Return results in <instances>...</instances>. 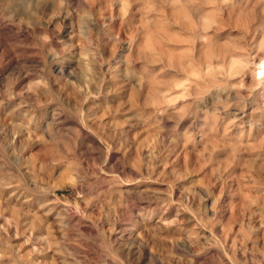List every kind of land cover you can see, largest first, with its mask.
<instances>
[{
	"label": "rangeland",
	"instance_id": "rangeland-1",
	"mask_svg": "<svg viewBox=\"0 0 264 264\" xmlns=\"http://www.w3.org/2000/svg\"><path fill=\"white\" fill-rule=\"evenodd\" d=\"M0 264H264V0H0Z\"/></svg>",
	"mask_w": 264,
	"mask_h": 264
}]
</instances>
